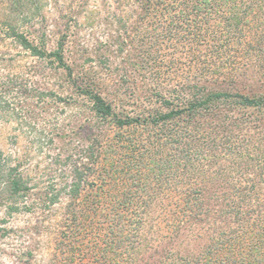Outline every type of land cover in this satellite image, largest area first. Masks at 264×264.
I'll return each instance as SVG.
<instances>
[{
    "label": "trees",
    "instance_id": "16d2710c",
    "mask_svg": "<svg viewBox=\"0 0 264 264\" xmlns=\"http://www.w3.org/2000/svg\"><path fill=\"white\" fill-rule=\"evenodd\" d=\"M103 7L121 72L77 60ZM0 29L70 112L39 127L38 179L0 151L7 211L53 230L45 264H264V0H0Z\"/></svg>",
    "mask_w": 264,
    "mask_h": 264
},
{
    "label": "rangeland",
    "instance_id": "374dc122",
    "mask_svg": "<svg viewBox=\"0 0 264 264\" xmlns=\"http://www.w3.org/2000/svg\"><path fill=\"white\" fill-rule=\"evenodd\" d=\"M112 12L103 7L93 13L89 23H80L77 41L83 50L78 51V63L92 64L104 72L130 68L125 62L130 54L109 52L115 48L114 37L119 30L117 20L110 18ZM29 54L14 39L4 37L0 29V151L20 154L23 169L38 179L47 152L37 148L39 127L44 121L66 120L70 112L61 105L56 109L48 104L50 87L55 84L52 69L49 63ZM1 191L0 187V264H45L52 228L45 225L34 229L35 215L21 210L8 212ZM27 250L31 253L28 258L24 257Z\"/></svg>",
    "mask_w": 264,
    "mask_h": 264
}]
</instances>
